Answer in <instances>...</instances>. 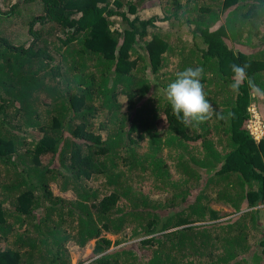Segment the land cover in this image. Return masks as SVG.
Masks as SVG:
<instances>
[{
	"label": "trees",
	"instance_id": "1",
	"mask_svg": "<svg viewBox=\"0 0 264 264\" xmlns=\"http://www.w3.org/2000/svg\"><path fill=\"white\" fill-rule=\"evenodd\" d=\"M232 64L247 65L239 92ZM189 67L214 109L198 126L166 98ZM250 102L264 119V0H6L0 264H71L67 243L92 238L80 264H264ZM105 232L132 241L109 249Z\"/></svg>",
	"mask_w": 264,
	"mask_h": 264
},
{
	"label": "clouds",
	"instance_id": "2",
	"mask_svg": "<svg viewBox=\"0 0 264 264\" xmlns=\"http://www.w3.org/2000/svg\"><path fill=\"white\" fill-rule=\"evenodd\" d=\"M230 67L234 74L230 88L235 92H239L246 80L247 65L232 64ZM202 75L203 68L201 67L186 68L176 73V79L166 89V98L173 116L186 126L193 124L198 126L213 116V105L206 99L204 85L201 82ZM249 83L250 86L255 87L250 81Z\"/></svg>",
	"mask_w": 264,
	"mask_h": 264
},
{
	"label": "rangeland",
	"instance_id": "3",
	"mask_svg": "<svg viewBox=\"0 0 264 264\" xmlns=\"http://www.w3.org/2000/svg\"><path fill=\"white\" fill-rule=\"evenodd\" d=\"M6 0H0V4H3L5 3ZM142 7L139 8L137 11L139 13V15L141 17H146V16H150V15H153V14H158L159 16H161V8H160V5L157 4V3H143V5H141ZM114 19H117V21L120 20V16L117 15H113ZM156 22H159L160 24H166V22H161L159 20H156ZM19 26V25H17ZM22 30H25V29H22ZM21 31V30H20ZM185 36V40L187 42H191L190 41V35H183V37ZM187 38V39H186ZM121 98V101H122V108L125 109V96L121 95L120 96ZM263 123H264V120L262 119ZM56 163V164H55ZM53 165L55 166H58V163L56 161V159L54 160V163H52ZM101 180V178H98V177H94L91 179V182L94 184L96 183H99ZM100 184V183H99ZM50 186L52 188V190L56 193H62V195H65V196H70V197H73L74 196V193L73 191L71 190H67L66 192H62L60 191L59 189V186L56 182L54 181H51L50 182ZM99 187H101V185H99ZM215 208H223L221 205H217V204H214L213 205ZM232 214H224L222 216H220V219L224 220L226 219L228 216H230ZM105 235L107 237H109L112 241L109 249L111 248H114V247H118L120 245H126L128 242H131L132 239H129L127 236L128 234L125 236L126 238L123 239V241L119 242V243H115L114 241L117 240V239H121V234H113V233H110V232H105ZM94 238L90 239L84 246H78L76 244L73 243V241H70L67 243V246H68V249H69V254H70V259H71V264H80L82 263L83 261H86L87 258L90 256V253H91V250H92V247L94 245Z\"/></svg>",
	"mask_w": 264,
	"mask_h": 264
},
{
	"label": "built area",
	"instance_id": "4",
	"mask_svg": "<svg viewBox=\"0 0 264 264\" xmlns=\"http://www.w3.org/2000/svg\"><path fill=\"white\" fill-rule=\"evenodd\" d=\"M248 110L250 114L246 122V127L249 133L257 140L264 134V123L254 102H250Z\"/></svg>",
	"mask_w": 264,
	"mask_h": 264
}]
</instances>
